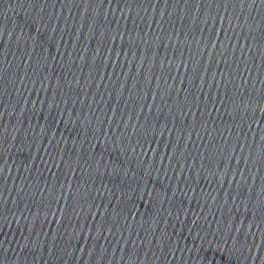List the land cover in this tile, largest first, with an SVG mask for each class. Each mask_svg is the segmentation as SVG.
<instances>
[{
    "label": "water",
    "instance_id": "obj_1",
    "mask_svg": "<svg viewBox=\"0 0 264 264\" xmlns=\"http://www.w3.org/2000/svg\"><path fill=\"white\" fill-rule=\"evenodd\" d=\"M0 264H264V0H0Z\"/></svg>",
    "mask_w": 264,
    "mask_h": 264
}]
</instances>
